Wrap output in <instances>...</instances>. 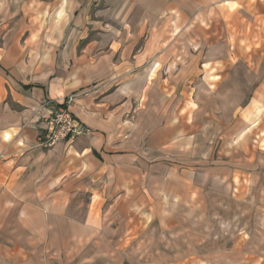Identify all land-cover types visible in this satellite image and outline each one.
I'll return each instance as SVG.
<instances>
[{"label": "crops", "instance_id": "0c3cea01", "mask_svg": "<svg viewBox=\"0 0 264 264\" xmlns=\"http://www.w3.org/2000/svg\"><path fill=\"white\" fill-rule=\"evenodd\" d=\"M52 104L88 133L43 146ZM252 122L264 132V0H0V264L85 246L96 218L115 250L110 220L170 175L172 148Z\"/></svg>", "mask_w": 264, "mask_h": 264}, {"label": "rangeland", "instance_id": "374dc122", "mask_svg": "<svg viewBox=\"0 0 264 264\" xmlns=\"http://www.w3.org/2000/svg\"><path fill=\"white\" fill-rule=\"evenodd\" d=\"M253 99L238 109V116L256 118L253 111L258 104ZM257 126L252 122L246 133H236L234 139L220 132L218 138L204 140L202 152L187 156L172 148L170 175L165 172L156 178L153 188L139 186V203L132 205L131 217L110 220L118 226L117 234L111 236L115 250L102 252V233H98L102 219L96 218L91 220L96 234L85 246L79 247L74 240V251L44 250L31 262L260 264L259 254L264 256V132ZM149 182L150 178L143 183Z\"/></svg>", "mask_w": 264, "mask_h": 264}, {"label": "built area", "instance_id": "2783aa9c", "mask_svg": "<svg viewBox=\"0 0 264 264\" xmlns=\"http://www.w3.org/2000/svg\"><path fill=\"white\" fill-rule=\"evenodd\" d=\"M51 109L48 126L40 137L43 146L51 147L62 140L88 133V128L68 108L52 104Z\"/></svg>", "mask_w": 264, "mask_h": 264}]
</instances>
